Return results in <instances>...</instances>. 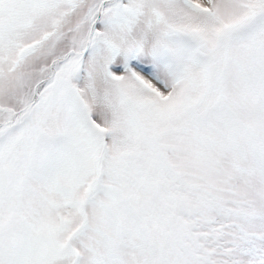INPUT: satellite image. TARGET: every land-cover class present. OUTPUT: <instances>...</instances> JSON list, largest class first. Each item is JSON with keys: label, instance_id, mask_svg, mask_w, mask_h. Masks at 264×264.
<instances>
[{"label": "snow or ice", "instance_id": "obj_1", "mask_svg": "<svg viewBox=\"0 0 264 264\" xmlns=\"http://www.w3.org/2000/svg\"><path fill=\"white\" fill-rule=\"evenodd\" d=\"M0 264H264V0H0Z\"/></svg>", "mask_w": 264, "mask_h": 264}]
</instances>
